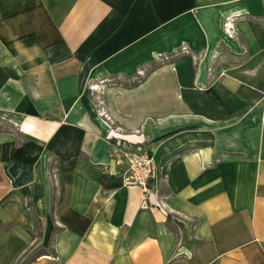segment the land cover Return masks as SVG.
<instances>
[{"label": "crops", "instance_id": "0c3cea01", "mask_svg": "<svg viewBox=\"0 0 264 264\" xmlns=\"http://www.w3.org/2000/svg\"><path fill=\"white\" fill-rule=\"evenodd\" d=\"M0 264H264V0H0Z\"/></svg>", "mask_w": 264, "mask_h": 264}, {"label": "built area", "instance_id": "2783aa9c", "mask_svg": "<svg viewBox=\"0 0 264 264\" xmlns=\"http://www.w3.org/2000/svg\"><path fill=\"white\" fill-rule=\"evenodd\" d=\"M227 31L233 28L231 22L225 24ZM108 139L114 141L117 160L125 166L124 178L128 185L139 186L144 192L145 200L152 208H159L166 215L168 210L158 197V185L163 179L152 155L139 148L141 142L109 133ZM166 178V174L164 175Z\"/></svg>", "mask_w": 264, "mask_h": 264}, {"label": "rangeland", "instance_id": "374dc122", "mask_svg": "<svg viewBox=\"0 0 264 264\" xmlns=\"http://www.w3.org/2000/svg\"><path fill=\"white\" fill-rule=\"evenodd\" d=\"M233 24V23H232ZM233 29H234V26L233 28L228 31L230 34L233 33ZM227 30V29H226ZM184 52V51H183ZM188 53H191L190 51H187L185 52L184 54H188ZM181 54V51L179 52H176V53H165V54H158L156 57H155V60H154V63H152L150 66H149V71L151 69H153L154 67H156L157 65H160V64H170L172 63L173 59L177 56H180ZM144 74L146 73L145 71H143ZM143 76V75H141ZM140 75L138 76H134V77H131L130 80L128 81V84H135V83H139L140 81H142L143 77H141ZM123 78H117V79H114V81H120L122 80ZM113 80L111 82H114ZM106 83H110V82H106ZM109 135V134H108ZM108 137V136H107ZM131 140V139H130Z\"/></svg>", "mask_w": 264, "mask_h": 264}, {"label": "trees", "instance_id": "16d2710c", "mask_svg": "<svg viewBox=\"0 0 264 264\" xmlns=\"http://www.w3.org/2000/svg\"><path fill=\"white\" fill-rule=\"evenodd\" d=\"M134 85H137V83H135Z\"/></svg>", "mask_w": 264, "mask_h": 264}]
</instances>
